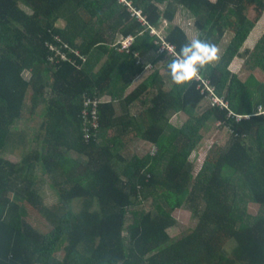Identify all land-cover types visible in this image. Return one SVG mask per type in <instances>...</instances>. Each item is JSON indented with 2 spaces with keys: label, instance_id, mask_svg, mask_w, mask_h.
<instances>
[{
  "label": "trees",
  "instance_id": "trees-1",
  "mask_svg": "<svg viewBox=\"0 0 264 264\" xmlns=\"http://www.w3.org/2000/svg\"><path fill=\"white\" fill-rule=\"evenodd\" d=\"M180 10L197 37L217 47L232 39L201 80L175 86L159 68L174 55L158 52L151 31L166 22L178 53L191 40L173 23ZM263 10L264 0H0V264H264V78L230 69ZM119 36L133 41L123 48ZM152 50L153 73L128 92L146 67L138 56ZM245 52L264 70V34ZM28 99L30 115L43 117L37 146L13 162L3 153ZM180 112L189 117L177 126ZM212 119L231 136L194 174L190 157ZM133 137L155 150L125 156ZM47 183L56 204L45 203ZM183 205L197 223L174 238Z\"/></svg>",
  "mask_w": 264,
  "mask_h": 264
},
{
  "label": "rangeland",
  "instance_id": "rangeland-1",
  "mask_svg": "<svg viewBox=\"0 0 264 264\" xmlns=\"http://www.w3.org/2000/svg\"><path fill=\"white\" fill-rule=\"evenodd\" d=\"M26 9L28 10V8ZM247 14L252 19H255L257 16V11L254 8H250L247 11ZM194 22L195 19L194 17L191 16V13H189L186 10L184 11L180 10L177 13L173 23L180 24L187 31L190 38L194 39L197 37V34L199 32ZM58 25L64 26L65 21L61 19L58 22ZM167 25L168 24L165 22L162 28L160 29L153 28L151 32L157 34L160 37V39L161 37L164 38V32ZM263 34H264V10L262 12L260 19L257 21V24L254 30L252 31L250 37L246 40V42L244 43L241 49L244 55L236 56L230 65V69L232 70V72L236 73L238 77L243 81H247L252 77L253 78L256 77L258 80L264 78V70H262L261 66L256 64L255 60L251 56V52L250 53L245 52L247 49L253 51L255 49V45L257 41L262 37ZM125 38L119 36L117 42L121 41L123 46L124 44L129 45L127 41H125ZM231 39H232V34L226 33L221 41V44L218 46L220 57L224 53V50L231 41ZM155 55H159V54L157 53V51L152 50L151 52L145 54L143 57L138 56V59L142 63L146 64V67L143 70V72L137 74L133 78V84L128 89V92L136 88L142 81L145 80L146 77H148L150 74L153 73L155 68L153 67L151 60ZM162 64L163 62L160 63V67H159L160 73L166 78V81L170 83L168 81L169 75L167 73V69L165 65ZM99 67L100 65H98L96 69ZM25 77L29 78L28 72L25 73ZM197 79L201 80V73L199 74V77ZM250 86L254 88L253 85ZM104 99L109 100V96H104ZM209 100L210 99H208L207 97L205 100L201 102L200 106L198 107L199 112H202L203 109L207 105H209ZM216 100H218V98H216ZM136 104L139 107V104L138 103ZM26 105H27V108L25 110L26 116L19 123H17L15 133L13 135V141L11 142L10 145H8L6 151L3 153L4 157H6L7 159L13 162H18L23 157L22 155L28 152L31 148L37 146L36 142L32 141V139L36 133V128L39 127V124L43 120V117L38 115V113L32 116L30 115V108H31L30 99L27 100ZM188 117L189 115L185 114L184 112L176 113L171 116V122L174 125L181 126L188 119ZM202 134H203V138L201 142L199 143L197 148L192 152V155L190 157L194 165V174H197L198 171L202 168L205 159L217 144L224 146L228 142L231 136V130L226 126H222L218 120L212 119L207 123L206 127L202 130ZM154 150H155V146L151 142L146 141L142 138L138 139L137 137H133V139L123 149L122 153L127 157H131L135 154L142 156ZM42 191L46 205H53L58 202L59 200L58 195L51 188L49 183H47L44 186ZM148 204L146 205L148 206ZM259 209H260L259 205L255 203H250L248 205V210L252 214H256L259 211ZM173 214L176 218V225L172 226L169 229V233L174 238L181 236L191 228L195 227L197 223V220L195 219L192 210L187 205H183L182 207L177 208L173 212ZM30 216H31V220L35 221L36 224H39L40 222L43 226H47L46 220H44L43 217L37 214H33L32 212H30ZM61 253L62 250L58 252L59 255H61Z\"/></svg>",
  "mask_w": 264,
  "mask_h": 264
},
{
  "label": "clouds",
  "instance_id": "clouds-1",
  "mask_svg": "<svg viewBox=\"0 0 264 264\" xmlns=\"http://www.w3.org/2000/svg\"><path fill=\"white\" fill-rule=\"evenodd\" d=\"M219 49L215 43L196 37L181 45L178 54L167 65L172 84L183 86L199 77L201 69L220 60ZM264 115V105L257 110Z\"/></svg>",
  "mask_w": 264,
  "mask_h": 264
},
{
  "label": "built area",
  "instance_id": "built-area-1",
  "mask_svg": "<svg viewBox=\"0 0 264 264\" xmlns=\"http://www.w3.org/2000/svg\"><path fill=\"white\" fill-rule=\"evenodd\" d=\"M132 10L134 11V13L137 15V16H139L140 17V19H142V20H144V18H143V16L141 15V12L139 11V10H135L134 8H132ZM154 27H152V29H153ZM155 29V28H154ZM125 41H127V43L130 45L131 44V42L133 41V37L132 36H128V37H126L125 38ZM159 43V42H158ZM129 45H125L124 44V46H122L123 48H127ZM170 51L169 53H171V54H173L174 55V57L178 54L177 52H176V49H175V46L173 45V44H171L170 42H168L166 39H165V37L163 38V37H161V39H160V47H159V49H158V52H163V51ZM65 57V56H64ZM207 86H209L208 84H207ZM210 90L211 91H213V89L212 88H210ZM216 98H218V100H216ZM214 101H216V102H219V103H221V104H223V105H226V103L225 102H223L219 97H217V96H214ZM93 119H94V125H97V115L94 113L93 114Z\"/></svg>",
  "mask_w": 264,
  "mask_h": 264
},
{
  "label": "crops",
  "instance_id": "crops-1",
  "mask_svg": "<svg viewBox=\"0 0 264 264\" xmlns=\"http://www.w3.org/2000/svg\"><path fill=\"white\" fill-rule=\"evenodd\" d=\"M140 57H143V56H140ZM101 62H103V60Z\"/></svg>",
  "mask_w": 264,
  "mask_h": 264
}]
</instances>
